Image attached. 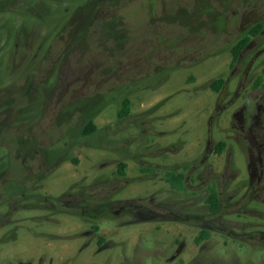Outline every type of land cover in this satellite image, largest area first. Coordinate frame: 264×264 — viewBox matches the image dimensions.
Returning a JSON list of instances; mask_svg holds the SVG:
<instances>
[{"label":"rangeland","instance_id":"rangeland-1","mask_svg":"<svg viewBox=\"0 0 264 264\" xmlns=\"http://www.w3.org/2000/svg\"><path fill=\"white\" fill-rule=\"evenodd\" d=\"M263 69L264 0H0V264H264V243L224 234L264 230V193L248 187L234 127L264 94ZM168 172L185 174L183 189ZM212 187L236 192L222 210L241 214L198 243ZM72 189L107 212L42 201ZM126 200L167 215L141 219Z\"/></svg>","mask_w":264,"mask_h":264},{"label":"flooded vegetation","instance_id":"flooded-vegetation-1","mask_svg":"<svg viewBox=\"0 0 264 264\" xmlns=\"http://www.w3.org/2000/svg\"><path fill=\"white\" fill-rule=\"evenodd\" d=\"M249 45V44H248ZM246 46L243 51L247 50L249 46ZM241 86V83H240ZM239 90H237L234 95L235 98L228 102V105L225 106L227 108L230 106L235 99L237 98ZM247 104H243L240 106L238 111L235 113L234 117L237 118L234 127L237 129V133H239L247 144L248 150V163H249V189H253L259 193H264V94L259 97V100L255 104V111L247 114ZM210 143V142H209ZM208 148L209 149V144ZM227 189V186L225 190ZM220 199V208L217 211H212L209 209V214L211 217L206 220L205 227H202V230H205L207 233L213 232L215 229L224 230V228L219 227L215 221L218 220L219 223H222L223 215H231L233 213H240V209L228 212L222 210L223 208H229L231 206V201L237 197V193L229 194L221 198V192L216 188ZM208 198V197H207ZM207 200V199H206ZM241 202V199L236 201L232 205H238ZM209 205V204H208ZM124 207V206H123ZM136 207V206H135ZM127 208V207H124ZM129 209V208H128ZM133 210L129 209V211ZM221 211L223 213L221 214ZM132 212V211H131ZM136 217L141 219H158L164 218L167 214L165 212H160L152 207H147L145 209H137L135 212H132ZM226 219V218H225ZM252 225V224H249ZM246 228H251L247 226ZM245 228V229H246ZM243 228L233 227L228 231V233H224L232 238L238 239L240 241H244L246 243H250L252 245H256L259 241L260 244L264 243V230L257 231H245L243 233L237 232ZM252 229V228H251ZM216 231V230H215ZM201 233V232H200ZM240 236V237H235ZM246 236V237H245Z\"/></svg>","mask_w":264,"mask_h":264},{"label":"trees","instance_id":"trees-1","mask_svg":"<svg viewBox=\"0 0 264 264\" xmlns=\"http://www.w3.org/2000/svg\"><path fill=\"white\" fill-rule=\"evenodd\" d=\"M261 28H262V26H258L256 28L252 29L250 31V35L244 36L232 48L233 62L238 61L242 51L245 49V47L251 41V36H256L260 32ZM263 75H264V69H263ZM263 79H264V76H260L258 78V80L255 84V88H257L258 85L262 84ZM224 84H225V79L224 78H218L211 83V88L216 92H220L221 89L223 88ZM130 109H131V101L128 98H125L123 101V106L121 109L120 116H122V117L128 116L130 114ZM96 130H97L96 125L94 124L93 121H90L88 123V125L84 128L83 134L84 135H90V134L94 133ZM225 148H226V143L224 141H221L216 148V153L219 155L222 154V152L224 151ZM74 162L77 163V160H74ZM126 168H127V164L125 162L118 163L117 174L123 175ZM165 179L173 188H176V189H183L184 188V180H185V174L184 173L168 172L166 174ZM76 189L78 190L79 187H76ZM77 190H74V189L69 190L64 195H62L61 197L56 198V199H53L50 197H44V199L42 201L44 202V204H46V203L50 204V207H48V208L51 210L61 211V212H66V213H72V214H78L81 216L87 215L89 218L95 217L94 216L95 214L91 213L92 208L99 210V212H97L96 215L99 213L104 214L105 212H107L106 211L107 204H104L103 202L102 203L98 202L97 204H94L92 207L86 206L85 204H83L84 203V201H83L84 194L77 192ZM95 195L100 196V197L102 196L98 192L96 194H94V196ZM74 197H77V198H74ZM40 198L41 197H39V199ZM206 201L209 204V207L212 211L219 210L220 199H219L218 192L216 191V188H214V187L210 188V193H209ZM122 203H123L124 207H127L129 209H132L135 206L139 205L137 202L132 201V200H130V201L126 200V201H123ZM41 205H43V203H41ZM95 230L98 231V228L95 227ZM207 234L208 233L205 230H202L201 233L199 234V236L196 238V241L198 243H200L202 240H204L207 237ZM99 242H100V245H102L105 242V240L100 238Z\"/></svg>","mask_w":264,"mask_h":264},{"label":"water","instance_id":"water-1","mask_svg":"<svg viewBox=\"0 0 264 264\" xmlns=\"http://www.w3.org/2000/svg\"><path fill=\"white\" fill-rule=\"evenodd\" d=\"M180 252V251H179Z\"/></svg>","mask_w":264,"mask_h":264}]
</instances>
